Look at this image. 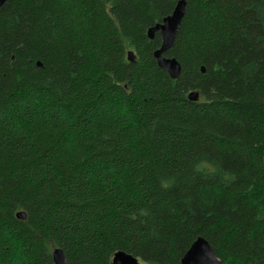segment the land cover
Here are the masks:
<instances>
[{
  "label": "trees",
  "instance_id": "1",
  "mask_svg": "<svg viewBox=\"0 0 264 264\" xmlns=\"http://www.w3.org/2000/svg\"><path fill=\"white\" fill-rule=\"evenodd\" d=\"M179 1L0 7V264H264V0H185L174 80Z\"/></svg>",
  "mask_w": 264,
  "mask_h": 264
},
{
  "label": "water",
  "instance_id": "2",
  "mask_svg": "<svg viewBox=\"0 0 264 264\" xmlns=\"http://www.w3.org/2000/svg\"><path fill=\"white\" fill-rule=\"evenodd\" d=\"M8 0H0V7H2ZM186 12V1L180 0L172 15L166 17L162 23L157 24L148 31V37L150 40L155 38V35L159 33L162 38L161 47L154 52V57L160 68L166 70L170 77L177 80L182 73V66L176 58H170L165 56L175 45V40L179 31V27L182 23L183 17ZM128 60L131 63L137 61V57L134 52H128ZM203 72L205 71L202 69ZM189 100L198 102L200 94L198 92H192L188 95ZM18 219L26 220L27 215L24 212L17 214ZM53 260L55 264H68L66 256L62 249H56L53 252ZM112 264H139L137 258L128 255L124 252H118L115 254ZM181 264H222L209 242L199 237L197 238L189 250L182 258Z\"/></svg>",
  "mask_w": 264,
  "mask_h": 264
}]
</instances>
